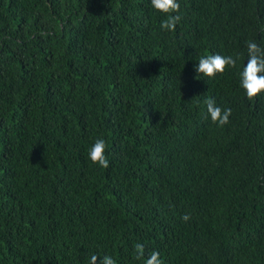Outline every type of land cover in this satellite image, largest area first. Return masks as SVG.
<instances>
[{"label": "trees", "instance_id": "16d2710c", "mask_svg": "<svg viewBox=\"0 0 264 264\" xmlns=\"http://www.w3.org/2000/svg\"><path fill=\"white\" fill-rule=\"evenodd\" d=\"M178 3L169 32L150 0H0V264H264V93L238 75L264 0Z\"/></svg>", "mask_w": 264, "mask_h": 264}, {"label": "clouds", "instance_id": "9594fccd", "mask_svg": "<svg viewBox=\"0 0 264 264\" xmlns=\"http://www.w3.org/2000/svg\"><path fill=\"white\" fill-rule=\"evenodd\" d=\"M154 10L165 14V19L160 23L161 30L169 32L175 31L181 17L174 13L180 12L178 0H150ZM239 55L209 54L199 59L195 71L207 78H215L218 74L222 75L228 68H236ZM240 87L245 91L249 100H253L264 93V47L255 41L247 42V63L238 73ZM208 117L211 122L218 127H223L230 122L232 110L221 108L214 99L208 98L204 101ZM107 143L103 138H98L88 152V158L93 164L102 168L109 167V158L106 155ZM190 217L185 215L183 220L187 221ZM135 258L142 259L145 255V247L142 243L134 245ZM89 264H117L116 260L110 255H92ZM145 264H163L161 255L157 251H152L145 260Z\"/></svg>", "mask_w": 264, "mask_h": 264}]
</instances>
